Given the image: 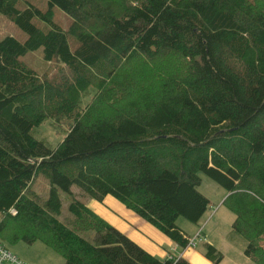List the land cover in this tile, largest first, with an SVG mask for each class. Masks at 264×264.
<instances>
[{
    "label": "trees",
    "instance_id": "16d2710c",
    "mask_svg": "<svg viewBox=\"0 0 264 264\" xmlns=\"http://www.w3.org/2000/svg\"><path fill=\"white\" fill-rule=\"evenodd\" d=\"M47 5L0 0L27 34L0 40V242L43 241L64 264H192L159 259L82 197L113 196L186 248L177 221L199 224L209 210L205 172L229 192L233 237L264 264V0ZM55 7L71 12L67 30ZM38 48L63 67L55 77L21 60ZM47 121L68 125L56 146L41 134ZM40 177L48 198L33 187ZM60 190L70 196L65 219ZM205 247L220 264L222 252Z\"/></svg>",
    "mask_w": 264,
    "mask_h": 264
},
{
    "label": "rangeland",
    "instance_id": "374dc122",
    "mask_svg": "<svg viewBox=\"0 0 264 264\" xmlns=\"http://www.w3.org/2000/svg\"><path fill=\"white\" fill-rule=\"evenodd\" d=\"M29 1L37 4L43 10H46L48 7L47 0ZM53 20L64 30H67L73 19L71 12L64 8L55 7ZM34 23L44 30L48 29V25L40 22L38 19H34ZM6 36L15 37L21 42L25 41L27 38V34L24 31L17 27L9 18L0 13V40ZM69 43L72 50L78 45L76 39L71 36L69 37ZM21 60L40 74L49 78L55 77V74L60 69H63L57 61L47 62L43 58L42 48L27 52L21 56ZM60 126L61 127H58L57 130V128H52L47 121L41 127V134L43 133L42 135L48 136L53 146H56L58 142L65 137L64 131L68 128V125L62 123ZM201 177L202 184L199 186V190L210 199L211 204L209 210L199 224L191 222L184 216H180L177 221V225L188 233L191 240L195 239L197 242L195 247L185 248L188 249L185 253L186 257L192 260V264H214L213 261L205 255L207 251L205 243L208 242L222 252L223 260L220 264H259L245 253L246 243L242 239H236L232 235V225L235 220V214L226 204L223 203L229 195L228 190L208 176L205 172H201ZM33 187L43 197L48 198L49 183L46 179L43 177L38 178ZM74 191L78 193L79 189L74 187ZM60 195L64 201L61 218L65 219L68 215L67 205L70 196L62 190H60ZM82 199L111 224L133 238L156 257L161 260L167 259L169 252L172 251L171 248L175 245L174 242L160 230L146 222L150 227L167 239L166 243H159L154 238L156 237L155 235L148 233L140 226V224L134 222L131 217L122 213L124 212V209L128 210V208L116 198L108 196L105 202H99L90 197H82ZM83 234L90 239H93L95 236V232L93 231L84 232ZM4 243L8 249H10L13 254L23 262L32 264L65 263V258L58 251L46 245L43 241L28 244L25 241L12 242L5 240ZM176 249H178V252H181L184 248L179 246Z\"/></svg>",
    "mask_w": 264,
    "mask_h": 264
},
{
    "label": "crops",
    "instance_id": "0c3cea01",
    "mask_svg": "<svg viewBox=\"0 0 264 264\" xmlns=\"http://www.w3.org/2000/svg\"><path fill=\"white\" fill-rule=\"evenodd\" d=\"M107 199V198H106ZM106 199L104 200V202L106 201ZM116 206H118V205H116ZM121 208H123V207H121ZM119 209V208H118ZM129 210V209H128ZM128 210H126V209H124V212H122L121 210V212L122 213H125L128 217H131L133 220H134V222H137L138 224H140V226L141 227H143L144 229H145V231H147L148 233H151L152 235H155L156 237H158V238H156V237H154V236H152V237H154L159 243H162V242H165L166 243V240L167 239H165L162 235H160V233H158L155 229H153L152 227H150V225H148L147 223H146V221H144L143 219H141L140 217H138L137 215H134L135 213L133 212V211H128ZM134 214H133V213ZM118 228V227H117ZM156 228V227H155ZM168 242V241H167ZM162 244H164V243H162ZM175 244V243H174ZM179 246L178 245H174L171 249H172V251L171 252H169V254H168V256H167V258H170V257H174V256H177V257H184V258H186L189 262H192V260L191 259H189L188 257H186V252H187V250L188 249H183L181 252H178V249H176V248H178ZM13 253V252H12ZM26 263H28V262H26ZM29 264H32V263H29Z\"/></svg>",
    "mask_w": 264,
    "mask_h": 264
},
{
    "label": "built area",
    "instance_id": "2783aa9c",
    "mask_svg": "<svg viewBox=\"0 0 264 264\" xmlns=\"http://www.w3.org/2000/svg\"><path fill=\"white\" fill-rule=\"evenodd\" d=\"M197 242L192 239L186 248L195 247ZM185 249V248H184ZM173 257H170L172 259ZM0 264H29L20 260L4 244L0 242Z\"/></svg>",
    "mask_w": 264,
    "mask_h": 264
}]
</instances>
